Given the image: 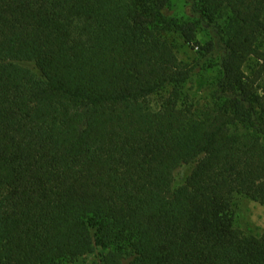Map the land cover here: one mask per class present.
I'll use <instances>...</instances> for the list:
<instances>
[{"label": "trees", "instance_id": "16d2710c", "mask_svg": "<svg viewBox=\"0 0 264 264\" xmlns=\"http://www.w3.org/2000/svg\"><path fill=\"white\" fill-rule=\"evenodd\" d=\"M184 3L0 0V264H264V0Z\"/></svg>", "mask_w": 264, "mask_h": 264}, {"label": "rangeland", "instance_id": "374dc122", "mask_svg": "<svg viewBox=\"0 0 264 264\" xmlns=\"http://www.w3.org/2000/svg\"><path fill=\"white\" fill-rule=\"evenodd\" d=\"M170 16L173 18H185L186 7L184 0H171ZM198 39L204 42L207 35L199 29ZM175 49L181 59H191L194 56L196 48L192 49L189 45L182 42L181 39L173 38ZM214 67H209L208 73L199 77L193 85L192 91L198 92V95L204 97L211 89V82L214 78ZM235 224L245 235H260L264 230V207L259 203L250 200L244 196H237L234 200ZM73 264H104L101 256L96 251L93 254H87Z\"/></svg>", "mask_w": 264, "mask_h": 264}]
</instances>
